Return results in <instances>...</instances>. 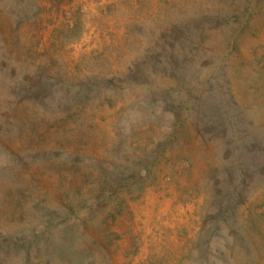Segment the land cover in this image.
Wrapping results in <instances>:
<instances>
[{
    "label": "rangeland",
    "instance_id": "374dc122",
    "mask_svg": "<svg viewBox=\"0 0 264 264\" xmlns=\"http://www.w3.org/2000/svg\"><path fill=\"white\" fill-rule=\"evenodd\" d=\"M0 264H264V0H0Z\"/></svg>",
    "mask_w": 264,
    "mask_h": 264
},
{
    "label": "crops",
    "instance_id": "0c3cea01",
    "mask_svg": "<svg viewBox=\"0 0 264 264\" xmlns=\"http://www.w3.org/2000/svg\"><path fill=\"white\" fill-rule=\"evenodd\" d=\"M173 187L170 189H164L157 193L153 191H148L145 196H143L139 203H132L130 209L134 210V225L132 229L126 227L127 231H138L139 226L137 225L139 221L144 220V228L146 232L152 234L155 232L156 225L163 224L165 228H172L176 225L177 221L183 222L184 216L189 219L193 215V203H182L179 201V194L173 193ZM138 208V210H136ZM141 214H146L145 218H142ZM132 214V213H130ZM125 218L122 215L117 222H121ZM116 230L121 231V228ZM125 230L124 228L122 231ZM152 232V233H151Z\"/></svg>",
    "mask_w": 264,
    "mask_h": 264
}]
</instances>
